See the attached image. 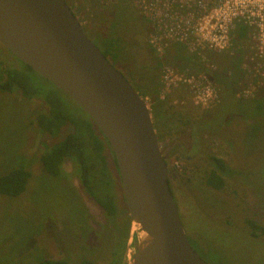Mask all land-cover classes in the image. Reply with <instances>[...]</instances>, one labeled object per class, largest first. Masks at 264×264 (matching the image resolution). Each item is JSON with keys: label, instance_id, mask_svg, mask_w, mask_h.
Segmentation results:
<instances>
[{"label": "rangeland", "instance_id": "1", "mask_svg": "<svg viewBox=\"0 0 264 264\" xmlns=\"http://www.w3.org/2000/svg\"><path fill=\"white\" fill-rule=\"evenodd\" d=\"M65 1L91 41L140 94L145 92L144 99L150 107L155 97L152 93L158 88L168 106H173L170 109L179 128L170 134L165 128L157 133L162 151L173 160L171 169L177 176L172 186L193 248L208 264H264V115H259L256 110L260 106L251 100L264 95V63L255 60L253 42L245 39L240 49L235 47L232 57L230 49H198L197 53L186 49L188 52L181 54L183 59L176 60L178 44L163 52L155 51L150 44L154 29L138 9V0H124L120 4L115 0ZM116 6V29L124 43L110 47L108 55L104 35L109 34ZM157 60L178 71L190 68L191 73L210 80L208 74L194 72L198 71L195 68L204 67L209 75L222 72L235 79L231 87L234 93L231 92L236 96L225 92L222 99L219 90V103L208 108L197 106L188 87L163 85L162 66H157ZM240 60L235 68L240 69V77L234 78L229 66ZM0 62L23 66L1 43ZM138 74L140 86L135 80ZM32 78L40 93L46 95L54 88L63 110L71 117L90 120L73 99L56 90L47 79L34 73ZM261 103L264 104V98ZM47 110L41 97L27 98L19 90L0 91V175L24 165L32 173L22 195H0V264H36L47 258L79 264L85 257L95 264H128L124 255L132 261L138 238H130L127 217L107 218L103 208L84 192L74 161L64 162L65 180H55L44 173L40 156L47 144L60 141L74 129V125L65 124L60 130L53 126L51 132L40 131L35 118ZM197 145L200 150L194 155L192 150L196 152ZM179 154L180 159L176 158ZM211 155L222 158L230 170L224 172L223 190L206 184L207 173L216 167ZM115 186L119 210H125L122 184ZM250 219L262 230L255 233L247 224ZM129 241L133 245L127 252Z\"/></svg>", "mask_w": 264, "mask_h": 264}, {"label": "water", "instance_id": "2", "mask_svg": "<svg viewBox=\"0 0 264 264\" xmlns=\"http://www.w3.org/2000/svg\"><path fill=\"white\" fill-rule=\"evenodd\" d=\"M0 43L73 99L108 140L130 238H138L132 264H208L182 222L151 107L87 36L70 5L0 0Z\"/></svg>", "mask_w": 264, "mask_h": 264}, {"label": "trees", "instance_id": "3", "mask_svg": "<svg viewBox=\"0 0 264 264\" xmlns=\"http://www.w3.org/2000/svg\"><path fill=\"white\" fill-rule=\"evenodd\" d=\"M115 1H118L119 2L118 4H120V1L121 3H124L123 2L124 0H115ZM93 2H94L93 4H96L95 1ZM116 12H117V6H116V10L113 12L114 14L112 17V24L109 29V34L104 35L105 38L104 45H106V49H107L106 53L108 55L110 53L109 51L110 47L112 46L114 47L115 45H123L124 43V39L121 37L122 35L117 33L116 28L118 27V23L116 18ZM249 33H250V29L248 28L247 25H244L242 23L237 25L233 34V46L231 47V51L233 53L231 54L230 57L235 56L234 54L235 47L240 49L242 47V43L245 41V39L248 38ZM177 44L178 46L176 47L180 49L177 52H181V53L175 52L174 59L179 60L180 58V60H182L183 58H181L182 57L181 54L184 52L181 50H183V46L185 45L181 43H177ZM186 49L188 48L186 47ZM193 52L197 53V51H193ZM237 54L240 56V59L242 60L241 57L242 55L239 53ZM241 60L239 61L238 64L233 62L235 65L229 66L234 75V78L237 75L240 77L241 71H238L240 69H235V68L237 67V65L239 66ZM157 63H158L157 66L161 67L163 66L162 64L164 62L162 63L161 60H157ZM22 64H23L22 67H15L10 65L6 66L2 62H0V91L12 92L14 90H19L22 93V95H24L27 98L41 97L48 106V110L45 112L38 113L35 118V122L38 125L40 131L42 129L44 132H51L53 126H59L58 128L60 130L61 127L65 124H70L71 127L72 125H74V129L72 128V130L63 139L51 145H47L46 150H44V152L41 154L40 160L44 169V173L46 175H49L52 179L59 181L60 179L65 180L66 173L64 172L63 169V163L65 159L68 158L71 159L76 163L77 171L79 174V181L83 186V189L88 195L91 196V198L96 202V204H98L101 208H103L107 218L109 220L112 219L114 220L119 215H122L123 217L122 216L121 217L124 219L125 217H127L128 221L131 224V220L128 215V210L127 209L119 210L120 207L117 202L118 189L115 185L119 186L121 184V178L119 175L113 150L108 140L105 138V136L102 134V132L98 129L96 124L91 119L83 120L81 118L71 117L69 114H67V112L63 110V104L60 98L56 95L54 88L48 90V93L46 92V95L40 93L37 90V88L34 86L33 78H32L33 73L34 74H38V73H36L30 66L24 64L23 62ZM195 69H198V71H194V72H204V74L205 73L208 74L211 80L212 81L214 80V82L217 84V85L215 84L217 86L215 87L218 91L219 90L221 91L222 95L223 93L225 95L226 94L225 92H228L229 94L236 96L235 94H233L234 92L231 90L232 84L235 81V79H231L232 77L229 78L226 75L222 74V72L221 73L214 72L209 75L208 71L201 66ZM149 71L151 72L150 67H149ZM180 71L185 73L193 72L188 70H180ZM135 80H137L138 83V81L140 80L139 74L136 76ZM138 85L140 86L139 83ZM53 86L56 88V90H60L55 85ZM142 94L140 95L143 98L146 97L145 92H143ZM152 94L155 96L153 97L154 102L151 105V111L154 117L155 127L158 131L159 130L158 122L162 121L161 124L163 125V127H166L167 133L170 134L172 131L179 128L175 121L176 115L173 114L172 109H170V107L173 108V106L172 105L168 106V104L165 101V98H162L161 95L162 93L160 92V88L154 90ZM263 98L264 95L255 99L251 98V100L257 102V106L258 105L260 106V108L258 106L259 110H256L259 113V115H264V104L261 103ZM217 102L219 103L220 100L218 99ZM255 115L258 114L256 113ZM192 137H194L193 132H192ZM197 146L199 148L196 152H193L192 150V153L194 155H196L200 150V145ZM108 150H110L112 156H110ZM182 152L183 151H181L180 153L183 154ZM163 154L165 155L164 152ZM180 157L182 156L180 155L179 157L176 158L180 159ZM210 159L215 162L216 167L214 169H211L207 173V177L205 179L206 184L207 186H210L216 190H223L226 187L224 172H230V170L228 169L222 158H219L215 155H211ZM166 162L169 167V172H170L169 183L171 187L172 180L174 176H177V174L175 175L171 169L173 160L170 161L166 157ZM31 176H32L31 171L28 168H26L25 165L23 167L18 166L7 173L0 175V195H4L7 197H18L22 195L27 189ZM76 209L78 210L79 208L76 207ZM79 210L81 211V209ZM247 224L255 233L257 230L258 231L262 230V227L254 220L250 219L247 222ZM128 233H127V237H128ZM127 237L125 240V244L123 246L124 251L126 249V245L128 242ZM121 256L123 258V255ZM36 264H71V263L65 259L47 258L37 262ZM79 264H95V262L92 261L90 258L85 257L81 260Z\"/></svg>", "mask_w": 264, "mask_h": 264}, {"label": "built area", "instance_id": "4", "mask_svg": "<svg viewBox=\"0 0 264 264\" xmlns=\"http://www.w3.org/2000/svg\"><path fill=\"white\" fill-rule=\"evenodd\" d=\"M137 5L153 26L150 44L157 52L171 42L191 51L231 50L234 30L242 23L250 29L255 60L264 63V0H138ZM162 82L166 88L188 87L200 107L208 108L219 99L207 76L181 72L170 64L162 66Z\"/></svg>", "mask_w": 264, "mask_h": 264}, {"label": "flooded vegetation", "instance_id": "5", "mask_svg": "<svg viewBox=\"0 0 264 264\" xmlns=\"http://www.w3.org/2000/svg\"><path fill=\"white\" fill-rule=\"evenodd\" d=\"M47 145H51V144H47ZM108 153L110 154V156H112V154H111V152H110V150H108ZM69 160H71V159H65V161L64 162H66V161H69ZM63 165H64V163H63ZM117 178H118V176H117ZM118 180V179H117ZM81 184V183H80ZM172 184L173 183H171V190H172V192H173V194H174V197H175V199H176V194H175V192H174V189H173V186H172ZM82 186V185H81ZM82 188H83V186H82ZM84 190V189H83ZM84 192H85V190H84ZM86 193V192H85ZM87 194V193H86ZM88 195V194H87ZM89 197H91L90 195H88ZM122 196H123V198H124V203L126 202L125 201V196H124V192H123V188H122ZM176 202H177V199H176ZM137 246H138V242H137ZM136 250H137V248H136ZM133 257H134V255H133ZM125 258L127 259V263L128 264H132V261H133V258H132V261H130L129 259L130 258H128V256L126 255L125 256ZM129 260V261H128Z\"/></svg>", "mask_w": 264, "mask_h": 264}, {"label": "crops", "instance_id": "6", "mask_svg": "<svg viewBox=\"0 0 264 264\" xmlns=\"http://www.w3.org/2000/svg\"><path fill=\"white\" fill-rule=\"evenodd\" d=\"M249 39V38H248ZM170 45H168V46H174L175 44H177V43H175V42H171V43H169ZM181 51H185V52H188V50H186V47L185 46H183V50H181ZM177 52V51H176ZM184 67V66H183ZM186 69L185 70H188V71H190V68H187V67H185ZM224 93H223V95H222V98H224ZM160 122H162V121H160ZM159 123V122H158ZM160 124V123H159ZM159 124H158V129H164L165 128V130H166V127H163V125L162 124H160V127H159ZM167 133V132H166Z\"/></svg>", "mask_w": 264, "mask_h": 264}]
</instances>
